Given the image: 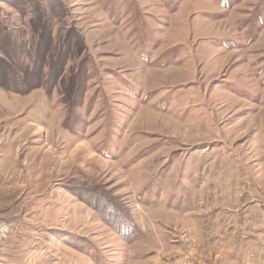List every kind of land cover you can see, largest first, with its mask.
Segmentation results:
<instances>
[{
  "label": "rangeland",
  "instance_id": "374dc122",
  "mask_svg": "<svg viewBox=\"0 0 264 264\" xmlns=\"http://www.w3.org/2000/svg\"><path fill=\"white\" fill-rule=\"evenodd\" d=\"M0 264H264V0H0Z\"/></svg>",
  "mask_w": 264,
  "mask_h": 264
},
{
  "label": "trees",
  "instance_id": "16d2710c",
  "mask_svg": "<svg viewBox=\"0 0 264 264\" xmlns=\"http://www.w3.org/2000/svg\"><path fill=\"white\" fill-rule=\"evenodd\" d=\"M3 33V37L6 36V35H9L10 34V30H3L2 31ZM63 54L66 55L65 58L61 59L60 60V64H59V70L60 72H64V66L65 64L67 63L68 61V56L70 53H68V51L66 50V52L64 51L63 49ZM82 71V69H81ZM86 73V71L84 70V72H82V76ZM92 196H99L98 194H91ZM76 196V195H75ZM98 214L102 215L100 213V209L98 208V206L94 207L92 206ZM118 209V210H117ZM112 210V212H111ZM109 217L111 218H114L116 221L113 223L110 218L109 220H105L106 223H108L109 227H111L113 230H115L117 232V234L122 238V240H124L125 242L126 241H130L133 236L137 233V230L136 229V226L133 225V223L131 222V220L129 221L127 216H125V214L123 212H121L120 208L119 207H115V208H111L110 211H109Z\"/></svg>",
  "mask_w": 264,
  "mask_h": 264
}]
</instances>
